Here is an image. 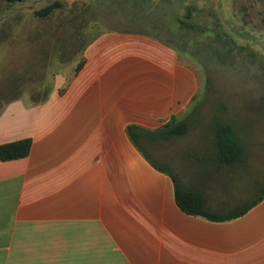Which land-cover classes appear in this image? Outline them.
I'll use <instances>...</instances> for the list:
<instances>
[{
  "label": "crops",
  "instance_id": "0c3cea01",
  "mask_svg": "<svg viewBox=\"0 0 264 264\" xmlns=\"http://www.w3.org/2000/svg\"><path fill=\"white\" fill-rule=\"evenodd\" d=\"M11 18L0 19V44L18 38ZM80 61L0 110V145L31 140L25 158L0 159V264H264V192L244 204L210 190L215 173L246 167L245 150L222 167L216 147L164 153L165 168L152 142L129 136L183 122L200 91L193 66L161 38L119 31L97 35ZM177 189L213 213L246 211L191 215Z\"/></svg>",
  "mask_w": 264,
  "mask_h": 264
},
{
  "label": "rangeland",
  "instance_id": "374dc122",
  "mask_svg": "<svg viewBox=\"0 0 264 264\" xmlns=\"http://www.w3.org/2000/svg\"><path fill=\"white\" fill-rule=\"evenodd\" d=\"M54 1L62 2V7L52 15H35ZM151 4V0L0 2V19L12 14L11 20L18 21L8 32L17 40L0 44V110L12 98H35V91L55 73L78 66L85 47L99 34L154 35L174 44L193 66L200 91L183 114L188 133L144 147L158 164L169 168L166 160L162 162L164 153L168 161H175L182 158L181 150L215 148L216 124L234 126L247 165L241 171L227 168L215 173L210 190L213 197L245 204L264 192V0H153ZM185 168L202 181L201 169Z\"/></svg>",
  "mask_w": 264,
  "mask_h": 264
},
{
  "label": "trees",
  "instance_id": "16d2710c",
  "mask_svg": "<svg viewBox=\"0 0 264 264\" xmlns=\"http://www.w3.org/2000/svg\"><path fill=\"white\" fill-rule=\"evenodd\" d=\"M17 1H23V0H17ZM151 1L152 4L150 6L153 7L152 6L153 0ZM61 7H62V2L54 1L48 4L43 9L36 11L35 15L40 18L48 17ZM138 8H141V6L140 7L138 6ZM185 24L191 28L189 23L188 24L185 23ZM167 44L177 48L176 46H174V44H170V43ZM47 61L48 60H46V62ZM82 62L77 66L76 70L81 68L83 64ZM54 64L58 65L57 62H55ZM25 74L28 75L27 73ZM188 131H189V126L187 125L186 122H175V121L165 125L161 130L156 132H150L134 125L128 127L129 136L137 147L139 142L143 140L149 142H155L157 140H170L171 138H180L186 135ZM214 133L216 136V148L218 149V155H217L218 162L223 165L225 164L234 165L240 162V160L243 157L244 148L240 144V141L237 138L235 127L230 124L217 123ZM30 148H31V140L29 139L0 145V159L2 161H9V160L25 158L26 156H28L30 152ZM157 168L160 169L159 167ZM176 197L179 207L184 212L191 215L202 216L210 220L223 221L237 217L246 211L245 208H242L230 214H217L206 210L204 208L203 202L199 198L192 196L189 193H184L181 190L177 189Z\"/></svg>",
  "mask_w": 264,
  "mask_h": 264
}]
</instances>
